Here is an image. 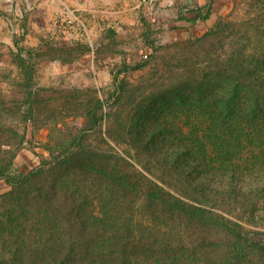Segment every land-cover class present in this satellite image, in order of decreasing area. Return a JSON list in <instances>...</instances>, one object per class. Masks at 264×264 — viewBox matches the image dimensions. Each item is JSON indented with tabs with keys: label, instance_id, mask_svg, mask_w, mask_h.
Listing matches in <instances>:
<instances>
[{
	"label": "trees",
	"instance_id": "16d2710c",
	"mask_svg": "<svg viewBox=\"0 0 264 264\" xmlns=\"http://www.w3.org/2000/svg\"><path fill=\"white\" fill-rule=\"evenodd\" d=\"M232 1L243 15L203 38L212 44L223 35L228 46L203 53L198 73L175 88L178 100L117 116L121 132L109 128L108 137L125 156L85 148L104 120L97 103L87 112L89 129L73 141L78 150L69 147L25 176L0 170L13 191L25 187L39 198V245L18 256L9 250L0 264H198L200 254L219 250L221 264L251 256L264 263V231L247 226L264 223V0ZM192 12L181 20L210 17L205 7ZM58 171L68 175L39 188L31 182ZM35 214L2 205L0 227Z\"/></svg>",
	"mask_w": 264,
	"mask_h": 264
},
{
	"label": "rangeland",
	"instance_id": "374dc122",
	"mask_svg": "<svg viewBox=\"0 0 264 264\" xmlns=\"http://www.w3.org/2000/svg\"><path fill=\"white\" fill-rule=\"evenodd\" d=\"M195 7H205L210 17L181 20L193 18ZM244 8L232 0H0V170L25 176L69 147L78 150L73 141L89 129L87 112L97 103L104 104V120L83 141L85 148L111 147L125 156L119 140L108 137L109 128L121 132L117 116L123 120L138 105L160 108L166 98L178 100L175 88L198 73L203 53L230 40L219 35L211 44L203 38ZM121 83L124 93H118ZM67 175L45 172L31 182L39 188ZM5 204L28 206L38 215L0 227V263L11 252L23 254L25 245H39V198L0 181V207ZM59 224L70 225L65 219ZM247 226L264 231V223ZM216 255L200 254L198 264H221V250ZM259 260L251 256L238 264Z\"/></svg>",
	"mask_w": 264,
	"mask_h": 264
}]
</instances>
